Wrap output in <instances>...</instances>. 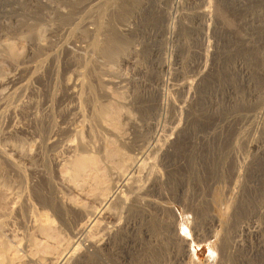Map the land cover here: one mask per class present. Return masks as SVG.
I'll return each instance as SVG.
<instances>
[{
	"label": "rangeland",
	"instance_id": "rangeland-1",
	"mask_svg": "<svg viewBox=\"0 0 264 264\" xmlns=\"http://www.w3.org/2000/svg\"><path fill=\"white\" fill-rule=\"evenodd\" d=\"M7 1L0 0V80L13 76L15 83L0 88L7 102L0 107V149L39 152L27 161L13 156L20 174L0 160V238L18 242L16 264L67 253L81 220L67 205L100 208L97 192L118 184L107 175L108 165H117L116 148L137 161L127 175L138 179V198L126 193L133 207L116 204L102 215L108 229L95 236L115 232L86 264H264V153L250 146L264 148V0ZM114 44L120 50L108 57ZM76 78L84 82L82 112L64 115L74 99L63 84ZM182 82L197 85L180 90ZM66 127L83 133L87 150L65 149L78 145L74 132H55ZM103 127H116L129 143L109 145L103 156ZM54 133L56 144L44 148ZM77 154L97 167L75 181ZM43 171L50 185L39 178ZM41 215L49 228L36 233Z\"/></svg>",
	"mask_w": 264,
	"mask_h": 264
},
{
	"label": "bare ground",
	"instance_id": "bare-ground-1",
	"mask_svg": "<svg viewBox=\"0 0 264 264\" xmlns=\"http://www.w3.org/2000/svg\"><path fill=\"white\" fill-rule=\"evenodd\" d=\"M28 1V0H27ZM31 1V0H30ZM29 1V2H30ZM36 1V0H35ZM4 2L5 3H7L8 1L7 0H4ZM28 2V3H29ZM30 4V3H29ZM28 4V5H29ZM6 7H8V6H6ZM8 11V10H7ZM204 12V11H203ZM8 14L10 13V12H7ZM64 13V12H63ZM264 14V13H263ZM262 14V15H263ZM65 15V14H64ZM208 15H210L209 13H208ZM259 16H261V15H259ZM31 20V19H30ZM29 20V21H30ZM31 22V21H30ZM252 23V22H251ZM54 25V24H53ZM126 27V26H125ZM126 29V28H125ZM131 31V29H130V27H127V30H124V31ZM71 31V30H70ZM99 31V30H98ZM122 31V30H121ZM41 39V38H40ZM39 41H41V40H39ZM139 41V40H138ZM249 41H251V40H247V42H249ZM39 44V43H38ZM138 44V43H137ZM137 44H136V46H137ZM115 45V44H114ZM135 45V44H134ZM133 45V46H134ZM38 46H40V45H38ZM135 47V46H134ZM9 48H12V47H9ZM113 49V48H112ZM4 50V49H3ZM5 50H7V48H5ZM10 50H12V49H10ZM110 50V49H109ZM117 50H120V45L119 44H116L115 45V47H114V50H110V51H108L107 52V56L108 57H114L116 54H117ZM138 50V49H137ZM136 49H134L133 48V50H132V52H131V56H137V54H138V51H137ZM14 52V51H13ZM130 52H128V53H130ZM129 58V57H128ZM131 60H133L134 61V59H132V58H130ZM65 60V59H64ZM123 60H124V58H123ZM123 60L121 59V61L123 62ZM127 61V59H125L124 60V62H126ZM129 61V60H128ZM132 61V62H133ZM244 72H245V74H244V76L246 77V76H249V69H246V68H244ZM81 76V75H80ZM13 77V76H12ZM12 77H7V78H4V80L2 81V80H0V88L5 84H10L11 86L15 83L14 82V79L12 78ZM42 77V76H41ZM247 78V77H246ZM3 79V78H2ZM77 79V78H76ZM77 81H78V79L77 80H74V81H66V83L65 84H63L64 85V88L68 91V94L74 99V103L72 104L73 105V107L71 106V108H68L66 111H65V114L64 115H66V114H69V112H72V111H74V112H76L75 114L77 115V114H81V112L82 111H80V108H82L81 107V104H82V96L80 97V94H79V91L78 90H80V89H82L83 87H84V82H80V83H77ZM85 81V80H84ZM197 82V81H196ZM25 85V84H24ZM88 85V84H87ZM197 84H195V83H189V82H182V83H180V85L178 86L179 88H180V90H184V89H187V91H190L192 88H194L195 86H196ZM22 86V85H21ZM25 86H27V85H25ZM20 87V86H19ZM27 88V87H26ZM158 90V89H157ZM194 90V89H193ZM12 91H14V90H12ZM12 91L10 92V94L12 93ZM16 91V90H15ZM20 91V90H19ZM105 91V90H104ZM191 92V91H190ZM6 93V92H5ZM5 93H4V95H5ZM9 93V92H8ZM7 93V94H8ZM163 93V92H162ZM188 93V92H187ZM13 94V93H12ZM67 94V95H68ZM56 95V94H55ZM105 95H107V94H105ZM253 95V94H252ZM7 96V95H6ZM14 95H12V97H13ZM57 97V96H56ZM65 97H66V95H65ZM7 98V97H6ZM51 98H54V97H51ZM64 98V97H63ZM5 99V97L3 98L2 97V95L0 94V107L2 106V104H3V107L7 104V102H6V99H5V102H6V104H4L3 102V100ZM10 99V97L7 99V100H9ZM50 99V98H49ZM188 99V98H187ZM51 101V100H50ZM55 101V100H54ZM10 102V101H9ZM53 102V101H52ZM76 102V103H75ZM93 102V101H92ZM193 102V101H192ZM46 103V102H45ZM89 103V102H88ZM98 103V102H97ZM9 104V103H8ZM50 104V103H49ZM53 104V103H52ZM51 104V105H52ZM87 104V103H86ZM188 104H190V102H188ZM10 105V104H9ZM8 105V106H9ZM122 105V104H121ZM263 105H264V103H263ZM20 106V105H19ZM70 105H68L67 107H69ZM93 106V105H92ZM95 106V105H94ZM5 107H7V106H5ZM22 107V106H21ZM48 107V106H47ZM46 107V108H47ZM53 107V106H52ZM51 107V108H52ZM96 107V106H95ZM109 107V106H108ZM114 107V106H113ZM9 108H11V106L10 107H8V109ZM12 108H13V110H15V109H17V108H15L14 109V107L12 106ZM24 108V107H23ZM50 107H48V109H49ZM99 108H101V107H98V109ZM1 109H2V107H1ZM5 109H7V108H5ZM102 109H104V108H102ZM19 110V109H18ZM47 110V109H46ZM82 110V109H81ZM262 110L264 111V106L262 107ZM1 111V110H0ZM2 111H4V110H2ZM9 111V110H8ZM11 111V110H10ZM53 111V110H52ZM51 111V112H52ZM64 111V110H63ZM94 111V110H93ZM97 111H99V110H97ZM4 112H7L6 110L4 111ZM50 112V111H49ZM50 112V113H51ZM102 112V111H101ZM3 113V112H2ZM14 113V112H13ZM45 113V112H44ZM100 113V112H99ZM103 113V112H102ZM101 113V114H102ZM264 113V112H263ZM262 113V114H263ZM4 114V113H3ZM7 114V113H6ZM49 114V113H48ZM48 114H46L47 116H48ZM62 114V113H61ZM97 114V113H96ZM101 114L99 115L100 117H101ZM5 115V114H4ZM51 115V114H50ZM76 115H75V117H76ZM84 115V114H83ZM8 116V115H7ZM38 116V115H37ZM53 116V115H52ZM62 116H63V114H62ZM74 116V115H73ZM99 116H97V118L98 119H100V117ZM105 116V115H104ZM51 117V116H50ZM35 118H36V115H35ZM43 118V117H42ZM47 118V117H46ZM45 118V119H46ZM32 119H33V117H32ZM37 119V118H36ZM51 119H52V117H51ZM71 119V118H70ZM72 119H73V117H72ZM105 119V118H104ZM132 119V118H131ZM42 119H40V121H41ZM101 120L103 121V118L101 117ZM100 120V121H101ZM127 120H129V119H127ZM12 121V120H11ZM39 121V122H40ZM49 121V120H48ZM105 121V120H104ZM130 122H131V120H129ZM35 122V121H34ZM42 122V121H41ZM53 122V121H52ZM72 122V121H71ZM86 122V121H85ZM107 122H109V121H107ZM48 123V122H47ZM84 123V122H83ZM100 123V122H99ZM46 124V123H45ZM70 124V123H69ZM69 124H68V126H69ZM88 124V123H87ZM134 124V123H133ZM40 125V124H39ZM48 125H50V124H48ZM52 125H53V123H52ZM90 125V124H89ZM47 126V125H46ZM106 126H109V125H107L106 124ZM111 126V125H110ZM50 127H52V126H50ZM54 127H55V125H54ZM63 127H65V126H63ZM70 127V126H69ZM113 127H114V125H113ZM13 128H15L14 126H13ZM47 128V127H46ZM53 128V127H52ZM51 128V129H52ZM67 128V127H66ZM65 128V129H66ZM71 128H73V127H71ZM112 128V127H111ZM111 128H106V127H103V133H105V135H103V136H101L100 137V139H98L100 142V144H99V147H98V150L97 151H100V150H102L103 151V156H104V154L105 153H107L109 150H108V146L109 145H111L112 147H114L112 144H114V143H120V144H128L129 143V138L127 139V137H125L124 136V134L123 133H120V132H117V131H119V130H116V131H114L115 129H116V127H115V129H113V130H111ZM42 129V128H41ZM50 129V128H49ZM55 129H56V127H55ZM65 129H62V130H59V131H55V132H59V133H62V132H74L76 135L75 136H77V139H78V145H77V143H74V144H76V146H72V144H70V145H65L66 146V150H68V151H71V150H73V152H74V150H77L78 148L79 149H85L86 147H87V144H88V146H89V141H88V143H87V141H85L86 139H84V137H83V133L80 131V130H78V131H76V128L73 130V129H71V130H73V131H71L69 128H67V130H65ZM8 130H12V128H10V129H8ZM83 130V129H82ZM52 131H53V129H52ZM92 131V130H91ZM20 133L21 131L19 130V129H14L13 131H12V133ZM90 132V131H89ZM57 133H54V135L51 137V140H50V137H48V142H45V145L43 146L44 148H46V147H51V146H54L55 144H56V140L54 139V136H56L57 135ZM73 133V134H74ZM92 133V132H91ZM97 133V132H96ZM52 134H53V132H52ZM87 134V133H86ZM93 134V133H92ZM88 135V134H87ZM91 135V134H90ZM89 135V136H90ZM50 136H51V134H50ZM93 136V135H92ZM99 137V136H98ZM93 137H91L90 139H92ZM47 139V138H46ZM97 140V139H96ZM95 140V141H96ZM97 140V141H98ZM45 141V140H44ZM43 141V142H44ZM71 141V140H70ZM77 142V141H76ZM93 143V142H92ZM95 143H97V142H95ZM44 144V143H43ZM42 144V145H43ZM64 144V143H63ZM94 144V143H93ZM41 145V144H40ZM95 145V144H94ZM24 146V145H23ZM119 146V145H118ZM251 147H253V148H255V150L257 151V152H261V154L260 155H262V152L264 153V148H262V147H260L259 145H257L256 143L255 144H251L250 145ZM90 147H91V145H90ZM112 147H109L110 149L112 148ZM123 147V146H122ZM10 148V152H12V153H9V150H6V149H0V160H2L3 161V163L7 166V167H10L12 170H14V171H16L18 174H20V169H19V164L17 163V161L15 160V158L14 157H17L18 159H20L21 161H23V160H29V159H32V158H34L35 156H37V158H38V155H39V152L37 151V153H35L34 154V152H33V156H32V150H29V151H31V153L29 152V151H27L28 149H30V148H28L27 150L25 149V148H16V147H14V146H10L9 147ZM93 148V147H92ZM96 148H97V145H96ZM22 149V150H21ZM25 149V150H24ZM38 149H40V148H38ZM42 149V148H41ZM46 150V149H45ZM85 150H87V149H85ZM108 150V151H107ZM112 151L114 150V148L113 149H111ZM111 150H110V153H111ZM117 150V148L115 149V152H116V157H113V158H116V160H113V162L114 161H116V163H117V165H115V166H109L108 165V167H107V175H108V173L110 174L109 176L111 177L112 176V178H114V179H116L115 181L118 183V184H116L115 185V183H113V181L111 182H109L108 184L109 185H104V183L105 182H101V185H104L105 186V189L104 188H102L103 190H105V193L107 194V192H108V194L106 195H103V193H104V191L102 190L101 191V193L98 191L97 192V190H99L101 187H103V186H101L99 189H97V186H98V184H96L97 186H95V188L97 189V190H95L98 194L97 195H95L96 197H94L93 198V200H94V202H95V204L97 205L98 204V206L100 207V208H98V210L100 209V213L99 212H97L98 210H93V209H91L90 208V206L88 207H86V205H85V202L82 204V206H80V204H72V203H70V205L68 204L67 205V208L70 210L69 212H73V213H75V214H77L79 217H80V223L78 224L79 226L77 227V229H76V231H74V233L72 234V240L69 238V240H71V242H70V244H67L68 245V250H64V251H66L67 253L65 254V255H63V256H61L60 258H57L56 260H55V258L54 259H51V257L50 258H48V256H47V258L46 259H44V258H39V259H31L30 257H28V258H25V262L23 263V264H71V263H77V264H86V262H87V260H89L91 257H92V255H95V254H99L100 252H101V250L105 247V246H107L108 244H109V237H110V232H115V230H113V229H111V230H109L107 233H108V238H105V237H103V238H99V237H96L95 235L96 234H94V231L95 230H97V231H99V230H105V229H108L107 227H105V222H103L101 219H103L104 220V217L102 216V215H104L107 211H109L111 208H112V206L113 205H116V204H118V205H120V207L121 208H130L131 206L133 207V204H131V203H129V202H127L128 201V199L130 200V199H132V198H129V197H127V195H126V193H132L133 195H134V199L136 200L137 198H138V179H136L135 178V176H133V172H132V175L130 174L129 175V177H128V175H127V173H128V171L129 170H131L133 167H134V165L135 164H137V161H132L133 160V158H131V157H129V156H127V155H129V154H124L123 152L122 153H120L119 151H116ZM78 151V150H77ZM96 151V150H95ZM67 152V151H66ZM84 152V151H83ZM114 152V151H113ZM113 152H112V154H110V156L111 155H113ZM128 152V151H127ZM41 153V152H40ZM75 153V152H74ZM73 153V154H74ZM77 153V152H76ZM75 153V154H76ZM72 154V153H71ZM91 154V153H90ZM95 154V153H94ZM93 154V155H94ZM259 154V153H258ZM258 154H256V155H258ZM92 155V156H93ZM107 155V154H106ZM14 156V157H13ZM42 156V155H41ZM53 156V155H52ZM55 156V155H54ZM63 156V155H62ZM74 156V155H73ZM77 158H75V160H73V163L71 164V167H70V169H71V173H70V175L73 177V180L76 178V177H80L81 175H83L82 173H84L85 172V170L86 169H88V167L91 165V166H93L92 165V162H91V157H89L88 155H78L77 154ZM115 156V155H114ZM40 157V156H39ZM96 157V159H97V156H95ZM106 157V156H105ZM105 157L103 158V160L105 159ZM109 156H107V158H108ZM257 157V156H256ZM70 158V157H69ZM72 158H74V157H72ZM110 158V157H109ZM109 158H108V160H109ZM112 158V157H111ZM93 159H95L94 157H93ZM95 159V160H96ZM54 160V159H53ZM68 160V159H67ZM100 160V159H99ZM20 161V162H21ZM71 161V160H70ZM102 161V160H101ZM110 161V160H109ZM108 161V162H109ZM112 161V160H111ZM110 161V162H111ZM18 162H19V160H18ZM52 162V161H51ZM57 162H58V159H57ZM56 161L54 162V164H55V166L56 167H58L57 165H58V163L59 162H61L60 160H59V162L57 163ZM93 162H94V160H93ZM110 162H109V164H110ZM2 163V162H1ZM66 163V162H65ZM69 163V162H68ZM95 163V162H94ZM106 163V162H105ZM112 163V162H111ZM60 164V163H59ZM63 164V163H62ZM102 164V163H101ZM70 165V164H69ZM96 165V164H95ZM106 165V164H105ZM138 165V164H137ZM60 166V165H59ZM66 166V165H65ZM64 166V167H65ZM42 167V166H41ZM60 167H62V166H60ZM60 167H58V168H60ZM93 167H97V166H93ZM136 167V166H135ZM66 168V167H65ZM90 168V167H89ZM92 168V167H91ZM94 168V171H92L93 173L95 172V169ZM106 168V167H105ZM4 169V168H3ZM2 169V170H3ZM56 169V168H55ZM1 170V169H0ZM20 170V171H19ZM57 170V169H56ZM62 170V169H61ZM89 170V169H88ZM92 170H93V168H92ZM102 170V169H101ZM103 170H105L104 168H103ZM36 171H39V170H37L36 169ZM70 171V170H69ZM90 171V170H89ZM99 171V170H98ZM143 171V170H142ZM1 172V171H0ZM15 172V173H16ZM42 172V171H41ZM44 173H39L38 172V174H39V178L40 179H42V180H46L47 182V184H49L48 183V180H47V178L49 177H46V175H45V171H43ZM60 172V171H59ZM65 172V171H64ZM67 172V171H66ZM104 173L106 174V172L104 171ZM2 174V173H1ZM22 174V173H21ZM59 174H61V173H59ZM59 174H58V176H59ZM92 174V173H91ZM95 174H97V171L95 172ZM145 174V173H144ZM149 174V173H148ZM61 175H63V174H61ZM67 175V174H66ZM68 176V175H67ZM87 176V175H86ZM108 176V177H109ZM18 177V176H17ZM22 177V176H21ZM90 177H91V175H90ZM106 178H107V176H105ZM145 177V176H144ZM2 178V177H1ZM0 178V179H1ZM60 178H62V176L60 177ZM66 178H68V177H66ZM98 178H100V177H98ZM111 178V179H112ZM148 178V177H147ZM69 179V181L72 179V178H68ZM68 179H67V181H68ZM94 179V178H93ZM92 179V180H93ZM105 179V178H104ZM110 179V180H111ZM149 179V178H148ZM151 179V178H150ZM95 180H97L96 178H95ZM98 180H100V179H98ZM37 181V180H36ZM59 181V180H58ZM60 181H62V179H60ZM64 181H65V179H64ZM64 181H62V182H64ZM66 181V182H67ZM75 181H77L76 179H75ZM81 181V180H80ZM94 181V180H93ZM106 181V180H105ZM65 182V183H66ZM98 182H100V181H98ZM68 183V182H67ZM73 183V182H72ZM107 183V182H106ZM95 184V183H94ZM50 185V184H49ZM48 185V186H49ZM67 186H68V188H70L71 190H72V192L73 191H75V189L72 187V186H74V185H72V186H69L68 184H66ZM65 185V186H66ZM71 185V184H70ZM99 185H100V183H99ZM59 186H60V184H59ZM63 186V185H62ZM82 186V185H81ZM84 186V185H83ZM78 187V186H77ZM147 187V186H146ZM8 188V187H7ZM94 188V189H95ZM69 191V190H68ZM107 191V192H106ZM71 192V191H70ZM103 192V193H102ZM14 193V192H13ZM89 193V192H88ZM130 193V194H131ZM102 194V195H101ZM51 195V194H50ZM132 195V196H133ZM59 196H60V194H59ZM85 196V195H84ZM131 196V195H130ZM7 197V196H6ZM54 197H55V194H54ZM56 197H57V195H56ZM64 197V196H63ZM86 197V196H85ZM93 197V196H92ZM9 198V197H8ZM59 198V200L62 198H60V197H58ZM91 198V197H90ZM3 199V198H2ZM64 199V198H63ZM85 199H88V198H85ZM84 199V200H85ZM133 199V200H134ZM52 200V199H51ZM21 201V200H20ZM26 201V200H25ZM24 200H23V205L24 206H27L28 207V203H26ZM57 201V200H56ZM67 201V200H66ZM91 201V200H90ZM137 201V200H136ZM63 202H65V200L63 201ZM72 202V201H71ZM79 202V201H78ZM82 202V201H81ZM93 202V203H94ZM21 203V202H20ZM59 203V204H58ZM57 204L58 205H60V201L58 202ZM76 203V202H75ZM92 203V202H91ZM138 203V202H137ZM55 204V203H54ZM66 204V203H65ZM57 205V206H58ZM63 205V204H62ZM83 205H85L84 207H83ZM88 205V204H87ZM5 206V205H4ZM23 206V207H24ZM93 206V205H92ZM137 206V205H136ZM63 207V206H62ZM62 207H60V208H62ZM135 207V206H134ZM5 208V207H4ZM11 208V207H10ZM20 208V207H19ZM25 208V207H24ZM27 209V208H26ZM11 210V209H10ZM18 210V209H17ZM17 210H16V208H15V206H13L12 207V212L11 213H16L17 212ZM60 210V209H59ZM62 210H66L65 208L64 209H62ZM130 210V209H129ZM36 211V210H35ZM111 211V210H110ZM128 211V210H127ZM57 212V211H56ZM66 212V211H65ZM64 212V213H65ZM119 212V211H118ZM10 213V214H11ZM109 213V212H108ZM114 214V213H113ZM117 214H120V213H117ZM43 215V214H42ZM41 215V216H42ZM70 215V214H69ZM112 215V214H111ZM115 215V214H114ZM61 216V215H60ZM103 218H102V217ZM8 217V216H7ZM29 217H31V215L29 216ZM39 217V216H38ZM42 217H45V219L43 218H40L39 217V220H37L36 221V219H35V222L34 221H31L32 219H29V222L30 223H32V222H34L35 223V230H36V233H37V230L38 231H40V232H42V231H45L46 232V230H45V228L47 229V228H49V225H48V227H45V226H47V221L48 220H46V219H48V217L46 218V216H42ZM115 217H117V216H114L113 218H115ZM118 217H120L119 215H118ZM117 217V218H118ZM34 218V217H33ZM35 218H37V217H35ZM119 219V218H118ZM1 220V219H0ZM4 221V220H3ZM118 221V220H117ZM1 222V221H0ZM75 222V221H74ZM103 222V223H102ZM119 222V221H118ZM8 223V222H7ZM66 223V222H65ZM120 223H121V221H120ZM3 224H5V223H3ZM115 224V223H114ZM34 225V224H33ZM66 225H67V223H66ZM117 225V224H116ZM116 225H114L113 227H116V231H118V230H120V227H118V226H116ZM118 225H119V223H118ZM32 226V225H31ZM2 227V223H0V228ZM51 227H53V226H51ZM69 227V226H68ZM74 227V226H73ZM24 228V227H23ZM33 228V227H32ZM60 228V227H59ZM2 229H4V228H1V230ZM71 229V228H70ZM0 230V231H1ZM34 230V231H35ZM49 230V229H48ZM47 230V231H48ZM50 231V230H49ZM107 231V230H106ZM2 232H4V231H1L0 232V235H1V233ZM39 232V233H40ZM44 232V233H45ZM44 233H41V234H44ZM59 234V233H58ZM40 235V234H39ZM49 235V234H48ZM61 235V234H60ZM2 236V235H1ZM41 236V235H40ZM39 236V237H40ZM44 236V235H43ZM107 236V235H106ZM42 237V236H41ZM47 237V236H46ZM67 237V236H66ZM2 238H3V236H2ZM6 238V237H5ZM21 238V237H20ZM30 238V237H29ZM50 238V237H49ZM28 239V238H27ZM8 239H6V241H7ZM12 240V239H11ZM11 240H9V241H11ZM14 240H15V238H14ZM30 240V239H29ZM19 241V240H18ZM28 242V241H27ZM47 242V241H46ZM18 242L15 240L14 242H13V245H9V242H8V244L4 241V240H2L1 238H0V264H16V262H15V260H14V258L15 259H17V257L18 256H15L14 257V255L16 254L15 252H16V249H15V246H16V244H17ZM20 243V242H19ZM22 240H21V244H19V246L20 245H22ZM63 243H64V241H63ZM83 243H85L86 245H85V247H83L82 245H83ZM29 244H30V242H29ZM36 244V243H35ZM18 245V244H17ZM47 245V244H46ZM9 246V247H8ZM27 246V248H29L30 249V245H29V247H28V245H26ZM26 246H24V247H26ZM17 247V246H16ZM21 247V246H20ZM20 247H18V248H20ZM66 247V246H65ZM27 248H26V250H27ZM64 248V247H63ZM66 248V249H67ZM21 249V248H20ZM29 249L27 250V251H29ZM62 250V249H61ZM62 250V251H63ZM63 251V252H64ZM25 255H26V253L24 252V251H22ZM65 253V252H64ZM28 254H31V253H28ZM27 254V255H28ZM18 255V254H17ZM23 256V255H22ZM32 256V255H31ZM43 256V255H42ZM35 257V256H34ZM37 257H39V256H37L36 255V258ZM44 257H46V256H44ZM19 259V258H18ZM21 260H23V259H21ZM21 260H19L18 262H23V261H21ZM17 262V263H18Z\"/></svg>",
	"mask_w": 264,
	"mask_h": 264
}]
</instances>
